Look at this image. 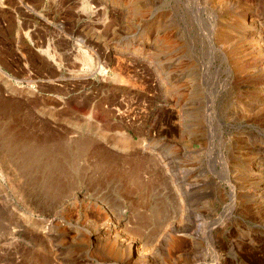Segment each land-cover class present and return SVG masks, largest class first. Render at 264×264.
Segmentation results:
<instances>
[{
  "label": "rangeland",
  "instance_id": "rangeland-1",
  "mask_svg": "<svg viewBox=\"0 0 264 264\" xmlns=\"http://www.w3.org/2000/svg\"><path fill=\"white\" fill-rule=\"evenodd\" d=\"M247 2L264 14V0H0V264L42 259L29 215L70 219L57 264H119L79 241L96 205L156 241L153 264H217L209 236L220 264H264V61L229 25Z\"/></svg>",
  "mask_w": 264,
  "mask_h": 264
},
{
  "label": "bare ground",
  "instance_id": "bare-ground-1",
  "mask_svg": "<svg viewBox=\"0 0 264 264\" xmlns=\"http://www.w3.org/2000/svg\"><path fill=\"white\" fill-rule=\"evenodd\" d=\"M263 4H260L259 7L261 6L264 7ZM246 6L248 10H250L249 12H245V11L235 12V10L238 8H236V6H233L231 8L230 6L231 15L233 19V23L229 24L230 29L235 31V33L241 37L242 41H245L247 42V44H251L252 46H254L256 49V53L258 54L257 57L260 58L261 61H264V14L262 11L258 10V8L250 2H247ZM162 44L163 46H165L167 50L171 49L172 47L171 41L168 40V38H163ZM254 64H256V62H254ZM158 165H160L161 168L163 169L165 177H167V179L170 178L172 175V172L170 171V163L166 161H161L160 164ZM74 199L75 201H78L79 199L76 194L73 195L72 200ZM95 208L100 213V217L98 219L94 218L90 220V218L86 216L85 219L87 220V222H89L92 225V227L91 229L88 230L87 234L83 235L79 240L84 247H87L91 243L93 244L101 243L103 244V249H105L104 251L105 254L110 255L112 259L119 264H153V256H155L154 250L157 247L156 241H154L152 238L149 237L144 238L143 237L144 234L141 233L139 229H136L135 227L129 225V222L126 219V216L123 212L120 213L117 212L116 210L111 212L108 209V207H106L105 205L103 206L96 205ZM28 217H30V221L34 223V229H35L34 236L39 239V242L41 244V250L43 251L44 254L41 260L39 259L36 260V264H48V262L49 263L52 262L55 264H57L58 262L61 263V260L58 259V256L61 254L62 245L60 246V244L64 245L66 243L63 241L64 238L69 237L70 228H72L68 226L70 219H68L67 216H66V220L64 219L65 221H61L56 218L53 220H43V219L38 220L35 218L36 216L33 217L32 215H29ZM77 219L79 220V217ZM84 222L86 221L84 220ZM179 231H182V229L179 228L178 230H174L170 235L169 245L172 250L177 249V242H178L177 233ZM75 236L73 238H75ZM57 238H62V241H60L58 244H55L56 243L55 239ZM209 240L211 242V244H209V249H208L209 256H211L212 259L215 260L217 264H220V261L222 260L221 257L222 249L220 247L221 243L220 244L217 243L215 241L216 239H214L213 236L212 237L209 236ZM97 262H100V260L95 261L94 263ZM14 264H16V262ZM103 264H107V263H103Z\"/></svg>",
  "mask_w": 264,
  "mask_h": 264
}]
</instances>
